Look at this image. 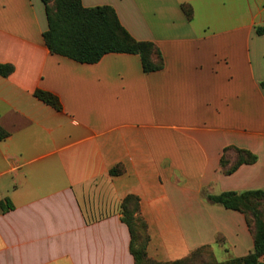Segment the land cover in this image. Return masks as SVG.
<instances>
[{
	"label": "crops",
	"instance_id": "1",
	"mask_svg": "<svg viewBox=\"0 0 264 264\" xmlns=\"http://www.w3.org/2000/svg\"><path fill=\"white\" fill-rule=\"evenodd\" d=\"M80 1L112 8L164 65L52 54L42 0H0V64L14 68L0 76V264H135L129 196L151 259L205 246L220 263L246 257V216L209 196L264 189V0ZM239 149L257 160L227 174L222 158L231 168Z\"/></svg>",
	"mask_w": 264,
	"mask_h": 264
},
{
	"label": "trees",
	"instance_id": "2",
	"mask_svg": "<svg viewBox=\"0 0 264 264\" xmlns=\"http://www.w3.org/2000/svg\"><path fill=\"white\" fill-rule=\"evenodd\" d=\"M42 2L48 19V30L43 37L52 54L84 64L98 63L107 54H133L141 57L146 73L163 68L159 49L151 42L136 41L121 25L112 8H85L80 0H55V11L52 12L50 0ZM182 9L190 19L192 9L186 5L182 6ZM13 71V66L0 64V76L8 77ZM261 86L264 90V83ZM35 96L54 109L62 111L60 100L52 93L37 90ZM7 136L8 133L0 127V141ZM236 152L237 162L231 168H227L225 156L222 158V167L226 168L227 174L232 173L243 163L252 164L257 160V157L247 150L239 149ZM209 200L246 216L254 236V249L249 255L220 263L215 259L211 248L205 246L181 260L173 262L153 260L147 252L150 236L147 224L140 216L139 199L129 196L122 204V221L129 228L130 252L135 264H264V189L242 193L227 192L209 196Z\"/></svg>",
	"mask_w": 264,
	"mask_h": 264
},
{
	"label": "rangeland",
	"instance_id": "3",
	"mask_svg": "<svg viewBox=\"0 0 264 264\" xmlns=\"http://www.w3.org/2000/svg\"><path fill=\"white\" fill-rule=\"evenodd\" d=\"M55 0H50V7H51V10L52 12L55 11V3H54ZM263 210H264V206H263Z\"/></svg>",
	"mask_w": 264,
	"mask_h": 264
}]
</instances>
